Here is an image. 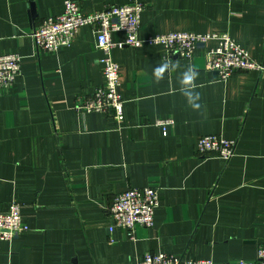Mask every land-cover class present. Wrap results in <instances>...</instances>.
<instances>
[{
  "label": "crops",
  "instance_id": "0c3cea01",
  "mask_svg": "<svg viewBox=\"0 0 264 264\" xmlns=\"http://www.w3.org/2000/svg\"><path fill=\"white\" fill-rule=\"evenodd\" d=\"M74 1L84 13L138 2L141 39L226 33L263 69L219 80L205 68L215 40L191 59L168 57L162 45L114 47L117 122L76 108L104 79L93 30L81 26L69 46L38 52L32 31L62 13L63 0H0V53L21 56L20 75L0 94V211L17 201L28 228L0 240V264H135L145 252L255 260L264 243V0ZM158 118L173 120L165 135ZM207 134L235 140L232 158L199 156ZM145 186L158 189L153 226H135L133 239L109 230L115 194Z\"/></svg>",
  "mask_w": 264,
  "mask_h": 264
},
{
  "label": "built area",
  "instance_id": "2783aa9c",
  "mask_svg": "<svg viewBox=\"0 0 264 264\" xmlns=\"http://www.w3.org/2000/svg\"><path fill=\"white\" fill-rule=\"evenodd\" d=\"M142 6L138 2L113 5L103 10L84 13L74 0H63V11L56 16H48L32 31L34 46L38 52L55 51L69 46L81 26H89L95 35V47L103 53V83L93 88L90 96L76 104L82 112H106L120 122L123 119V100L118 92L120 66L112 59L114 47H138L143 43L162 45L167 56L191 59L194 51L209 40L215 46L205 52V68L226 81L231 74L240 70H262L248 52L226 33L199 34L193 32H169L138 37L139 17ZM122 31L125 39L112 40L114 32ZM21 73V56L17 52L0 53V94L7 93ZM155 126L166 134V128L173 124L171 118H158ZM236 141L220 134L198 137L197 154H210L228 161L235 152ZM159 205L158 189L155 187H131L115 194L109 207L112 223L109 230L119 227L124 234L134 238L135 226L151 228L154 224L155 209ZM20 212V205L13 200L7 210L0 211V240L11 241L27 230ZM135 264H264V243L258 245L253 261L216 262L208 258L183 259L162 252H145Z\"/></svg>",
  "mask_w": 264,
  "mask_h": 264
},
{
  "label": "water",
  "instance_id": "95a60500",
  "mask_svg": "<svg viewBox=\"0 0 264 264\" xmlns=\"http://www.w3.org/2000/svg\"><path fill=\"white\" fill-rule=\"evenodd\" d=\"M29 6H30V16L34 17V15H35V7H34L33 2H31Z\"/></svg>",
  "mask_w": 264,
  "mask_h": 264
},
{
  "label": "clouds",
  "instance_id": "9594fccd",
  "mask_svg": "<svg viewBox=\"0 0 264 264\" xmlns=\"http://www.w3.org/2000/svg\"><path fill=\"white\" fill-rule=\"evenodd\" d=\"M192 77H189V79H191Z\"/></svg>",
  "mask_w": 264,
  "mask_h": 264
}]
</instances>
